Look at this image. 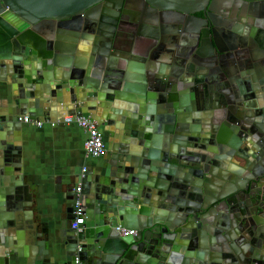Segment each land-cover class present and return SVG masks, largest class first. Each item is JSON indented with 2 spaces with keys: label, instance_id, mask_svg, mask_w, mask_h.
Wrapping results in <instances>:
<instances>
[{
  "label": "water",
  "instance_id": "95a60500",
  "mask_svg": "<svg viewBox=\"0 0 264 264\" xmlns=\"http://www.w3.org/2000/svg\"><path fill=\"white\" fill-rule=\"evenodd\" d=\"M123 3L0 0V264H264V28L215 16L218 1L144 0L187 28L143 20L135 46ZM67 115L108 146L102 172H67L65 217L78 203L84 221L54 239L20 119Z\"/></svg>",
  "mask_w": 264,
  "mask_h": 264
},
{
  "label": "crops",
  "instance_id": "0c3cea01",
  "mask_svg": "<svg viewBox=\"0 0 264 264\" xmlns=\"http://www.w3.org/2000/svg\"><path fill=\"white\" fill-rule=\"evenodd\" d=\"M57 109L54 115H60ZM55 118L57 120L59 116ZM20 128L19 144L23 148L25 181L33 197L31 210L57 239L60 232L70 229L71 223L65 217L68 185L73 183L67 172L82 165L95 175L104 170L106 160L84 156V132L76 124L56 121L54 126L44 124L35 127L21 122ZM109 132L115 133L114 128L110 127ZM103 135L108 146L107 133ZM112 138V145H115L118 140L116 136Z\"/></svg>",
  "mask_w": 264,
  "mask_h": 264
},
{
  "label": "flooded vegetation",
  "instance_id": "af4514ba",
  "mask_svg": "<svg viewBox=\"0 0 264 264\" xmlns=\"http://www.w3.org/2000/svg\"><path fill=\"white\" fill-rule=\"evenodd\" d=\"M210 1L213 2L218 1L220 3V6L221 4L223 6L225 5L230 6L228 7V9H224L221 15L217 11H214V14L215 16H219L222 19L235 21L233 22L234 23L233 26L236 27L242 26L244 22H240V21H242V18H245L248 21L246 22L248 28H255V26L257 27L258 23L261 27L264 28V0L250 1V2H247L245 0H210ZM123 5L124 7L121 12L122 20L118 25V29L121 30V33H125V32H132L133 34L135 33L131 41L133 44H135V46L139 44L136 34L139 32V24L143 20L156 23L157 24L155 26L156 29L154 30L157 31L159 36L161 34L166 33V31L176 30L175 35L178 38H181V35L185 33V29L187 28L186 25L184 24L185 22L182 24L177 22L174 25L175 27L168 26L169 20L180 19L178 15H171L162 10L147 11L144 0H124ZM215 9L218 10L217 7H215ZM225 14H227V16H224ZM202 15H203L202 12H198L195 14V16L197 17H201ZM179 26H181L180 29ZM149 41H153V40L150 39Z\"/></svg>",
  "mask_w": 264,
  "mask_h": 264
},
{
  "label": "built area",
  "instance_id": "2783aa9c",
  "mask_svg": "<svg viewBox=\"0 0 264 264\" xmlns=\"http://www.w3.org/2000/svg\"><path fill=\"white\" fill-rule=\"evenodd\" d=\"M24 124L32 125L35 127H42L44 124H50L53 126L55 123L51 121H38L34 119H30L28 117H24L20 119ZM66 124H76L81 130L84 132V140L82 143V148L84 152V156L86 158H101L106 154V147L103 141L102 134L100 133L96 122L89 120L88 118H84L82 116H73L67 115L64 120ZM86 168L82 169V172H85ZM83 177V176H82ZM80 191V187H77L76 192ZM74 211V219L70 223L71 229H78L80 225L83 224V217L81 216V209L79 204L77 203ZM116 231L120 233V235H132L135 233L134 230H124L120 227L116 228Z\"/></svg>",
  "mask_w": 264,
  "mask_h": 264
}]
</instances>
